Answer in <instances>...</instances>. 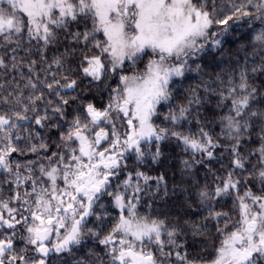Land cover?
<instances>
[{
    "label": "snow or ice",
    "instance_id": "1",
    "mask_svg": "<svg viewBox=\"0 0 264 264\" xmlns=\"http://www.w3.org/2000/svg\"><path fill=\"white\" fill-rule=\"evenodd\" d=\"M0 264H264V0H0Z\"/></svg>",
    "mask_w": 264,
    "mask_h": 264
}]
</instances>
